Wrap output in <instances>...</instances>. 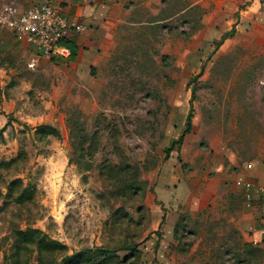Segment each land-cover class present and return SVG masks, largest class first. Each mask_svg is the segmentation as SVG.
<instances>
[{"label":"rangeland","instance_id":"374dc122","mask_svg":"<svg viewBox=\"0 0 264 264\" xmlns=\"http://www.w3.org/2000/svg\"><path fill=\"white\" fill-rule=\"evenodd\" d=\"M204 2L141 10L87 73L0 46V264H264L262 202L197 206L218 163L264 171V3Z\"/></svg>","mask_w":264,"mask_h":264},{"label":"crops","instance_id":"0c3cea01","mask_svg":"<svg viewBox=\"0 0 264 264\" xmlns=\"http://www.w3.org/2000/svg\"><path fill=\"white\" fill-rule=\"evenodd\" d=\"M161 1L162 0H53V4L59 7L66 17L77 23L86 25L85 30L72 31L68 35V38L76 49L75 59L70 62L74 66V69L87 73L90 66H94L103 60L107 50H109V47L114 41L116 32L121 28V24L130 22L140 23L138 22V19L141 10L150 11L154 9V6H159ZM197 1L201 2L202 6L207 3H203V0ZM234 1L237 5L245 4L247 12L249 13L251 8H256L260 3V0ZM216 2L223 4L224 0H216ZM132 15L135 16L136 20L130 21ZM141 20L143 21V19ZM0 34V46L7 47V50H11L13 44L16 43L14 36L11 33L8 34V32L2 31H0ZM19 44V46L22 45L27 49L29 48L23 43ZM231 166L233 170L228 172L227 167L224 166L222 162L218 163L217 170L221 172L219 174L221 176V178H219V184L212 187H205V189L200 191L201 200L197 203L199 208L208 204L209 197L217 192L225 199H228L229 192L235 191L241 199L242 205H240V207L242 208L243 206L244 209L253 208L255 203L260 201L254 200L249 206H247L243 200L242 190L236 185V180L249 181L251 183H260V181L264 182V171L260 173L257 172L259 175L256 174V172H253L256 170H252L253 167L251 162L243 163V173L237 169L234 160L231 162ZM195 179L196 178H193L191 184L189 183L191 190H195L198 187V183ZM255 179H257V181ZM196 196L197 195L192 193L191 199L194 201V197ZM165 221V236L172 238L174 243V238L176 239L178 236L176 229L179 221H177V218H172L171 221L168 219ZM251 222L252 220L247 221L248 227ZM174 244V246H177L176 242ZM160 250L163 252L162 248Z\"/></svg>","mask_w":264,"mask_h":264},{"label":"built area","instance_id":"2783aa9c","mask_svg":"<svg viewBox=\"0 0 264 264\" xmlns=\"http://www.w3.org/2000/svg\"><path fill=\"white\" fill-rule=\"evenodd\" d=\"M0 27L36 55L28 64L30 68L41 57L69 61L71 49L62 41L69 39L70 32L86 29V25L69 19L51 2L34 3L21 9L10 2L0 3ZM236 185L242 190L247 206L254 200L264 203V182L236 180Z\"/></svg>","mask_w":264,"mask_h":264},{"label":"trees","instance_id":"16d2710c","mask_svg":"<svg viewBox=\"0 0 264 264\" xmlns=\"http://www.w3.org/2000/svg\"><path fill=\"white\" fill-rule=\"evenodd\" d=\"M264 3V0H261ZM64 44H66L70 49H71V57L70 60H73L76 56V49L75 47L72 45L70 39H64L62 41ZM51 60H54L53 58H51ZM192 111L191 109L189 110L188 114L186 115V119H185V133L188 132V130L191 127V123H192ZM44 128H49L48 126H45ZM169 151V149L167 150ZM177 230V229H176Z\"/></svg>","mask_w":264,"mask_h":264}]
</instances>
